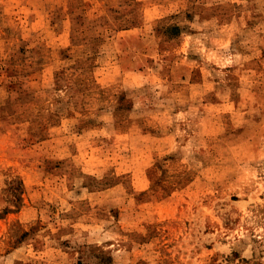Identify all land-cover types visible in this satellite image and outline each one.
Wrapping results in <instances>:
<instances>
[{"label": "rangeland", "instance_id": "1", "mask_svg": "<svg viewBox=\"0 0 264 264\" xmlns=\"http://www.w3.org/2000/svg\"><path fill=\"white\" fill-rule=\"evenodd\" d=\"M0 264H264V0H0Z\"/></svg>", "mask_w": 264, "mask_h": 264}]
</instances>
